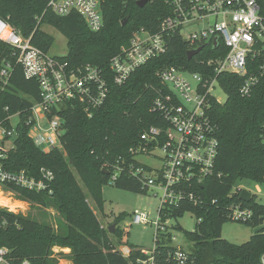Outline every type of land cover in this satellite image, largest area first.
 <instances>
[{
    "label": "trees",
    "instance_id": "1",
    "mask_svg": "<svg viewBox=\"0 0 264 264\" xmlns=\"http://www.w3.org/2000/svg\"><path fill=\"white\" fill-rule=\"evenodd\" d=\"M50 1L0 0V18L25 38L32 37L33 45L45 52L51 50L54 39L42 32L41 26L48 24L60 31L67 38L69 50L61 60L72 68L91 65L108 70L110 61L122 47L129 46L137 31L158 35L163 21L173 15L165 0H153L143 7L138 6L142 0H102L104 28L93 32L78 14L59 17L52 13L48 9ZM256 2L264 15V0ZM167 42L165 55L138 68L124 85L112 84L107 101L91 118L77 105L60 114L64 122L61 149L43 153L28 128H19L5 168L26 171L34 177H40L41 169L51 170L55 174L53 192H31L13 185L4 189L21 202L56 210L62 221L56 229L0 208V250L6 251L8 264H60L55 248L68 249L70 253L64 256L72 264H137L141 257L138 248L130 247L132 256L124 258L110 231L101 227L89 201L102 212V191L117 165L123 172L114 183L116 188L148 194L141 181L130 176L129 165L135 163L131 150L141 145L142 134L154 126L165 127L158 113L152 111L158 92L164 90L158 72L173 66L209 73L207 62L220 56L216 49L206 46L189 61L187 53L198 46L183 41L178 33L169 34ZM5 63L11 64L13 73L8 88L0 89V113L5 115V108L10 107L12 113L21 110L27 116L32 102L40 101L39 88L25 79L13 49L0 41V71ZM218 80L227 99L224 103L212 100L207 111L220 142L214 175L201 183L191 182L189 189L196 200L167 208L163 216L178 220L192 213L200 221L193 232L175 227L190 243L192 264H262L264 204L255 195L248 202L242 201L243 190L236 185L246 181L264 184V81L250 97H242V78L222 74ZM233 207L249 210L250 219L239 223L258 230L242 245L222 239L223 226L234 221ZM119 223L120 218L113 222L117 227L112 236L121 241Z\"/></svg>",
    "mask_w": 264,
    "mask_h": 264
},
{
    "label": "built area",
    "instance_id": "2",
    "mask_svg": "<svg viewBox=\"0 0 264 264\" xmlns=\"http://www.w3.org/2000/svg\"><path fill=\"white\" fill-rule=\"evenodd\" d=\"M165 2L172 7L173 15L163 21L160 34L137 31L129 46L122 47L110 61L108 70L91 65L72 68L33 45L32 37L25 38L0 18V41L13 49L25 79L37 84L40 96V101L32 102L27 109V116L21 110L12 113L10 107L5 108V115L0 113V185L37 193L52 194L53 171L41 169L40 177H34L26 171L5 168L9 153L6 144L14 143L19 128H28L29 136L43 153L61 149L64 122L60 114L77 105L91 118L107 101L112 84L124 85L138 68L167 53L171 33H178L192 46H210L220 54L207 62L209 73L172 66L157 74L164 90L158 92L152 111L158 113L165 127L154 126L142 134L141 145L131 150L135 163L129 165L130 176L140 180L147 192L157 191L161 204L154 223L155 245L151 250L137 249L141 253L137 264H192L189 250L177 244L173 233L176 226L169 227L175 219L164 218L163 213L186 200L195 201V194L189 189L191 182L201 183L214 175L220 142L207 111L212 100L224 103L215 95L217 90L227 99L219 76L231 74L242 78V97H250L264 81V15L256 0ZM48 9L59 17L80 15L93 32L104 28L102 0H51ZM37 20L40 24L41 19ZM12 73L11 64H3L0 89L8 88ZM15 119L19 121L17 125ZM138 157L156 165L142 163ZM122 172L123 168L117 165L111 181L115 183ZM149 216L137 210L132 224L147 225ZM250 217L249 210L232 208L234 221L246 222ZM159 246L167 248L162 250ZM118 251L126 259L132 256L130 247H120ZM5 254V250H0V264L6 262ZM261 262L264 264V255Z\"/></svg>",
    "mask_w": 264,
    "mask_h": 264
},
{
    "label": "rangeland",
    "instance_id": "3",
    "mask_svg": "<svg viewBox=\"0 0 264 264\" xmlns=\"http://www.w3.org/2000/svg\"><path fill=\"white\" fill-rule=\"evenodd\" d=\"M41 31L48 34L54 39V45L49 51L51 57L62 58L68 55V41L67 38L54 27L43 24ZM215 95L223 102L226 100L225 94L222 91L217 90ZM46 121L44 120L43 123ZM19 121L14 120V124L17 125ZM14 147L13 141H8L6 148L10 151ZM53 149H49L51 151ZM142 163L149 166L156 165L155 162L146 160L143 157H138ZM256 183L252 182H239L236 185L238 190H247L252 195L257 197L259 203L264 204V195L257 194ZM260 186L262 184H259ZM83 186V185H82ZM0 192L3 193L4 198L9 200V206H0V208L7 209L11 213H21L32 220L39 223L49 224L54 228H59V221H62L60 214L54 209H46L30 203L21 202L17 199L16 195L12 192L5 191L4 187L0 185ZM103 206L102 212L95 206L94 202L90 199L89 203L91 208L95 211L100 225L103 229L109 230L114 224L116 219L120 218L118 229L123 232V239L121 241L116 240L111 235V240L117 248L120 247H132L135 246L139 249L151 250L155 245L156 227L154 223L157 220V213L160 207V194L158 196L157 191L153 190L148 192L147 195L136 194L125 190H120L114 186L112 181L103 188ZM22 206V207H21ZM137 210L148 213L149 224L147 225H133L132 216ZM197 224V219L192 213H187L183 218L171 221L169 227L180 226L183 231L193 232ZM117 226H115L116 229ZM114 229V230H115ZM258 230L247 227L239 222L230 221L222 228V239L235 245H242L247 243ZM177 238V244L183 246L189 250L190 243L186 240L184 233L177 231L173 232ZM54 252L57 258L60 259V264H72L64 255H68L70 251L68 249L55 248ZM3 264H8L7 262Z\"/></svg>",
    "mask_w": 264,
    "mask_h": 264
},
{
    "label": "water",
    "instance_id": "4",
    "mask_svg": "<svg viewBox=\"0 0 264 264\" xmlns=\"http://www.w3.org/2000/svg\"><path fill=\"white\" fill-rule=\"evenodd\" d=\"M153 0H142L138 3V6L139 7H143L145 6L146 4H148L149 2H151ZM126 24V21L122 23V25L124 26ZM204 50V47L201 46L197 49H194V50H191L187 53V58L189 61H191L194 57H196L197 55H199L202 51ZM108 173V172H107ZM252 197V194L247 191V190H243L241 193H240V199L242 201H245V202H248ZM115 226L116 225H113L109 231H110V234H113L114 233V229H115Z\"/></svg>",
    "mask_w": 264,
    "mask_h": 264
},
{
    "label": "bare ground",
    "instance_id": "5",
    "mask_svg": "<svg viewBox=\"0 0 264 264\" xmlns=\"http://www.w3.org/2000/svg\"><path fill=\"white\" fill-rule=\"evenodd\" d=\"M9 204H10L9 200L4 198L3 194L0 192V206L12 207V206H9Z\"/></svg>",
    "mask_w": 264,
    "mask_h": 264
},
{
    "label": "crops",
    "instance_id": "6",
    "mask_svg": "<svg viewBox=\"0 0 264 264\" xmlns=\"http://www.w3.org/2000/svg\"><path fill=\"white\" fill-rule=\"evenodd\" d=\"M256 188H257V194L258 195H264V184H262L261 186L260 185H256Z\"/></svg>",
    "mask_w": 264,
    "mask_h": 264
}]
</instances>
